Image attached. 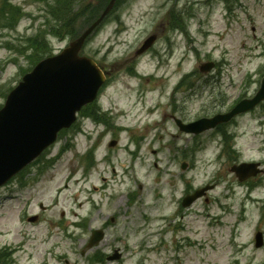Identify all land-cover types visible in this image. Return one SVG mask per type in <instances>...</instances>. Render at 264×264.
<instances>
[{
	"label": "rangeland",
	"instance_id": "1",
	"mask_svg": "<svg viewBox=\"0 0 264 264\" xmlns=\"http://www.w3.org/2000/svg\"><path fill=\"white\" fill-rule=\"evenodd\" d=\"M61 1L0 0L7 5L6 13L0 9V106L8 88L21 79L18 65L29 70L52 50L59 53L70 47L71 40L93 20H88L90 11L108 2L68 0L74 5L69 11ZM123 1L122 8L90 35L81 53L102 60L110 75L116 73L115 60L129 58L147 36L161 33L155 47L166 55L165 69L153 81H146L130 77L124 67L100 95L109 124L96 126L78 113L76 127L62 132L40 160L0 188V247L16 248L11 256L0 253L2 262L64 264V257L70 264H88L94 251L107 255L118 248L123 260L105 264H264V246H254L255 232L264 235V173L248 192L230 171L241 160L263 162L264 168V105L238 116L228 126L235 134L237 150L232 163L234 153L229 156L221 151L216 156L222 144L216 130L202 131L197 137L202 144H196L194 134L182 133L174 124L172 113L185 121L195 120L206 110L204 103L193 96L184 107L178 103L174 109L168 95L172 82L209 60L220 66L215 74L222 69L218 76L231 97L225 103L220 96L216 105L223 102L226 111V104L239 93L254 94L264 77V0ZM172 8L179 14L169 12ZM76 9L87 12L78 15ZM47 11L54 18L73 14L74 34L54 36L53 30L62 20L49 17ZM180 16L188 33L165 27L168 20L181 21ZM43 20L46 35L41 48L40 41L34 45L28 36ZM8 40L12 47L6 45ZM156 65L158 60L150 52L142 57L138 69L149 73ZM210 78L201 74L183 80L201 86V81ZM214 98L209 96V100ZM159 100L171 104L149 112ZM91 114L87 109L85 117ZM94 140H100L99 147L94 160L92 155L89 160L93 166L86 170L80 157ZM111 140L117 144L109 147ZM60 148L63 153L58 160L46 161L48 154L54 156ZM186 180L195 186L217 182L210 203L197 200L189 209L182 207L179 196ZM28 184L30 189L18 191ZM39 202L47 206L41 211L42 220L27 223L23 205L28 204V212H37ZM180 214H185L180 219L187 221L186 226L182 223L173 233ZM76 222L83 225L76 226ZM100 228L104 234L99 244L81 255L91 231Z\"/></svg>",
	"mask_w": 264,
	"mask_h": 264
},
{
	"label": "water",
	"instance_id": "2",
	"mask_svg": "<svg viewBox=\"0 0 264 264\" xmlns=\"http://www.w3.org/2000/svg\"><path fill=\"white\" fill-rule=\"evenodd\" d=\"M114 2L110 0L102 14L70 43V47L59 55L41 61L32 73L26 74L23 82L8 96L4 107L0 109V186L55 140L58 130L74 119V112L79 109L80 102L85 103L95 96L103 74L93 60L79 57L77 53ZM153 39V36L149 37L140 50L146 49ZM212 64L209 62L202 69L207 70ZM78 66L82 69L81 90L74 103L73 96L65 93L70 91L73 84L69 81L68 72L71 67ZM261 100H264V79L254 97L242 100L230 112L180 127L185 131L200 132L228 120L234 114L253 108ZM235 169H242L245 176L257 173L255 167L248 164ZM257 244H260V236Z\"/></svg>",
	"mask_w": 264,
	"mask_h": 264
},
{
	"label": "flooded vegetation",
	"instance_id": "3",
	"mask_svg": "<svg viewBox=\"0 0 264 264\" xmlns=\"http://www.w3.org/2000/svg\"><path fill=\"white\" fill-rule=\"evenodd\" d=\"M205 92L207 93V91L204 90L200 91V93L203 95L205 94ZM181 93L186 94L185 96H183V98L186 99L192 97L194 94L197 95L199 93V85L196 84L195 82L186 81L184 84L180 82L174 88L173 94L174 96H176V94H181Z\"/></svg>",
	"mask_w": 264,
	"mask_h": 264
},
{
	"label": "trees",
	"instance_id": "4",
	"mask_svg": "<svg viewBox=\"0 0 264 264\" xmlns=\"http://www.w3.org/2000/svg\"><path fill=\"white\" fill-rule=\"evenodd\" d=\"M3 1H7V0H3ZM8 2V1H7ZM6 3H4L3 5L2 4H0V9H1V11L3 12V13H6ZM13 9H16L17 7L16 6H13L12 7ZM1 12V13H2ZM22 15V14H21ZM20 15V16H21ZM15 18L14 17H11L10 18V20H14ZM10 23H12V22H10ZM13 26V25H12ZM69 28H73V26H74V24L73 23H69L68 25H67ZM72 30V29H71ZM72 32V34H73V31H71ZM70 32V33H71ZM32 38L34 39V45L36 44V43H38L39 41V45H38V47L40 46L41 48H43L44 46H45V37L42 35H36V36H32ZM31 39V38H30ZM9 46L11 47L12 45H10L9 44ZM30 47H32V46H30ZM30 47H28V48H30ZM20 54V53H19ZM49 54H50V52H49Z\"/></svg>",
	"mask_w": 264,
	"mask_h": 264
}]
</instances>
